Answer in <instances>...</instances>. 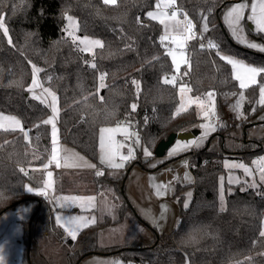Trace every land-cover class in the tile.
Instances as JSON below:
<instances>
[{
    "label": "trees",
    "instance_id": "trees-1",
    "mask_svg": "<svg viewBox=\"0 0 264 264\" xmlns=\"http://www.w3.org/2000/svg\"><path fill=\"white\" fill-rule=\"evenodd\" d=\"M242 1L175 0L179 14L186 12L192 19L196 33L188 40L187 63L171 84L164 83L174 73L168 43L160 39L164 27L148 16L157 0H117L115 4L104 0H0V19L8 30L5 36L0 28V113L18 117L23 125L22 130H0V217L24 204H35L32 216L20 221L24 244L20 264H81L96 255L117 256L131 264H264V236L260 234L264 187L226 181L221 186L220 182L226 173L224 158L249 162L256 155L264 157V139L232 141L237 124H222L205 145L161 158L150 167L162 140L173 133L195 131L200 121L195 108L176 113L179 84L188 85L194 95L215 91L219 99L244 92L248 117L264 108L256 105L264 73L255 84L241 89L232 66L221 59V54H227L264 68V52L236 41L223 21L224 11ZM68 15L78 19L81 36L99 39L103 47L92 53L80 50L66 33ZM204 25L210 43L218 47H201L204 36L199 31ZM249 35L264 47V33L250 29ZM34 68L39 69L43 84L58 96L61 142L98 166L101 129L121 121L139 136L141 150L134 165L161 171L189 156L195 183L177 186L179 220L170 233H160L149 225L154 237L147 244L100 245L101 230L119 223L127 210L134 211L126 191L132 166L116 179L104 174L97 180L100 189H106L105 184L114 188L121 218L101 221L100 217L76 239L68 237L56 222L50 204L27 190L28 185L43 186L45 173L30 167L49 162L52 152L51 127L44 123L51 110L29 90ZM248 124L244 121L241 126L247 129ZM144 150L150 155H144ZM186 189H191L188 204ZM50 246L60 248L53 259L48 256Z\"/></svg>",
    "mask_w": 264,
    "mask_h": 264
},
{
    "label": "rangeland",
    "instance_id": "rangeland-1",
    "mask_svg": "<svg viewBox=\"0 0 264 264\" xmlns=\"http://www.w3.org/2000/svg\"><path fill=\"white\" fill-rule=\"evenodd\" d=\"M241 3L245 4L246 7L243 12L244 18L240 21V24L237 27L238 37L239 39H242L246 42L256 43L260 45L255 40H253L252 37H250L249 35L250 29L253 30L254 32H257V31L255 30V23L252 20L248 19V17L252 15V5L254 3L257 4L258 6L257 15H259L260 0H250V1L245 0V1L236 3L228 7L224 11L223 21L225 22V16L231 10V8ZM161 13H164V12L160 11L159 8L157 7L156 12L154 13L155 16H159L161 19H170V16L166 15L165 13H164L165 15H159ZM226 25H227L229 32L231 33V36L236 41H238L237 36L233 35V28L229 27L228 24ZM240 29H242V31H240ZM78 30H79L78 19L75 16L68 15L66 17L67 35L73 41H74V37L78 38L75 40L76 45L79 47L80 50H83L84 52H88L84 50V45L80 43V40H82L86 36L85 37L81 36ZM178 32L180 33L183 32L184 35H187L183 27L178 28ZM199 35L207 37L206 36L207 27H205V25L201 29V31H199ZM176 37L179 38V35ZM87 38L90 40H99L96 38H90V37H87ZM187 44H188V40L186 41L185 46L181 49L172 43H170V46H169V43H168V46H169L168 52L169 51L174 52L177 55V59L180 64L179 71L176 70V66L173 64L174 73L171 76L165 78L171 84L176 83L181 67L187 63V60H188V54L186 51ZM242 45L247 47L246 43H243ZM96 48L97 47H93L91 52H88V53H92ZM181 52H183V57H181ZM233 59L239 60L246 65L257 67L240 58L234 57ZM173 78H175L174 82H173ZM257 78L258 76L256 77V80ZM251 84H254V83H250L249 85ZM182 87L185 88V91L183 92H181ZM262 88H264V86ZM178 93H179V103H178V106L176 107V113L186 111L190 108H195L197 116L200 121L196 125V129H195L197 136L189 141L177 140L173 144V146L169 149L168 154L182 150L184 147L186 148L189 145H195L196 147H201L205 145L209 136L217 130L214 123L211 121L212 118H222L224 120L223 126L228 123L237 124V130L234 133V135H236V138L234 137L232 141L238 142L243 137L244 138L248 137L249 139H264V108L257 114L253 113L252 116L248 117L244 112V106L247 102V96L244 92H239L237 95L225 94L222 96L221 99H219V96L215 91H209L203 95H194L191 91V88L188 85L179 84ZM209 93H211V97H209ZM196 97H199L200 100L197 101ZM237 104H239V107H237ZM256 105L258 107L264 106V101L261 100L260 94H259V98L257 100ZM205 111L209 112L208 118H205L204 116ZM244 121H249L247 129L241 126L242 122ZM128 125L126 126L115 125V126H109L105 128L106 129H117L119 127L121 129L126 130L127 133H131L130 136L126 135L125 132L122 133V137H119V139L114 136V134L116 133L112 134L108 132H102L100 136V155L101 156L104 154L101 148V137L102 136L104 137L105 146H107L108 137L109 135H112V138L116 139V141L122 145V147L119 149L121 155L127 156L129 154V151L131 150V157L127 161H123V167L113 168V167L107 166V164H104L107 169V176H109L110 178L116 179L120 177L122 172L125 173L127 166L129 167L132 166L131 168L132 172L130 170L128 175L129 174L132 175L134 171L138 169L137 167H139L138 165H134L133 161L134 159H136L137 152L141 150L140 149L141 143L139 141V136L137 132H135L134 130H130L129 126L131 125L129 126ZM227 141H228L227 142L228 147L232 148L233 142L231 141V139L228 138ZM189 151H192V149ZM143 154L145 155V150ZM167 158L168 156L164 157V159H167ZM262 158H264L262 155H256L249 162L243 159H240V158L239 159L233 158V157L224 158L223 166L226 169V173L221 175V181H220L221 186H223L224 182L226 181L227 183L232 184V185L244 183L246 186H248V188H254V189H260L261 187H264V181H262L261 179V176L264 175V170H260V167H262L260 163ZM158 160L160 159L157 157L152 159L150 165H153V162H155L156 163L155 165H157L158 163L156 161ZM188 160H189V156H183L180 159H178V161H180L181 164L187 167V170L189 171V168H188L189 161ZM115 162L121 163V161L119 160V157L116 158ZM235 164H243L250 170L249 173H245L243 168L234 167L233 165ZM168 167L169 166H167V168ZM173 168H176V166H174ZM166 171L168 170L162 171L164 182L165 183L168 182V184H170L172 183V179L176 177L177 170H172L168 178H165L164 176ZM182 183L183 182H181V185L185 186ZM178 185L179 184L174 185V196L173 197L175 201L173 202V197L170 199H172V202L175 205V208L178 211H180L177 198L175 197V193H176V189ZM105 186H107L106 189H102L101 191L100 190L98 191V192H101V195L99 196V198L97 196L98 202L97 204L94 205V207H97L98 211L100 212L102 216L101 221L106 220V218H110L112 221H115L121 218L120 205L115 199H113L114 198V188L109 184H105ZM190 191L191 189H186L184 192L186 204L189 203L190 198H191ZM107 196H109V198ZM170 199H167L165 201L166 202V212L175 211L173 204L170 202ZM222 204L225 205L224 195H223ZM82 208L86 210L89 208V205H83ZM28 209H30L29 206L24 205V206L17 208L16 210L8 211L0 217V247H3L5 249L6 264H20V261L22 258V252L24 248V244L22 242L23 228L20 225V220H22L21 218L26 219L32 216L33 213L31 212L33 211H30ZM105 229L107 232H105L103 235H101V237H99V243L100 245L104 247H118V246L124 247V246L136 245V244H139V245L147 244L150 242V237L152 238L154 237V234L151 228L149 226L148 227L145 226L144 224L140 225V223L137 222V220L135 219V216L131 214L129 210L125 212V214L123 215L119 223L108 225L107 227L102 229L101 232L104 231ZM263 232H264V223H263ZM59 249H60L59 246H56V247L50 246V251L48 253V256L53 259L55 255L59 254ZM93 261L94 260H92V258H89L88 260L84 261L82 264H131L130 261H123L120 257H117V256H113V258H111L108 262L107 261L93 262Z\"/></svg>",
    "mask_w": 264,
    "mask_h": 264
},
{
    "label": "crops",
    "instance_id": "crops-1",
    "mask_svg": "<svg viewBox=\"0 0 264 264\" xmlns=\"http://www.w3.org/2000/svg\"><path fill=\"white\" fill-rule=\"evenodd\" d=\"M171 6L166 7L164 0H157L156 7L153 9V11H151L155 13L156 8L158 7L160 11H163L166 15L170 16V19H161L159 16H155L154 14V18H153L159 22L161 20L164 21L162 25L164 27V33H165L164 36H166L165 42L166 44L169 43V46H170L169 41L173 37L178 36L174 34L180 33L178 32V28L175 27L176 21H180V19L178 18V16H176V20H173L171 18V15H169L166 12ZM165 25L169 26L167 30L165 29ZM221 55L225 57H230L232 59L234 58L233 56H230L227 54H221ZM233 74H234V71H233ZM35 79L38 82V86L33 87V80H32V83L29 87V89H31L30 91L31 96L33 98L39 100L40 102L43 101L42 103L46 104L52 111V95L51 94H54L56 97L55 107L57 111H56L53 122L55 124V130H56V137H55L56 145L55 146L58 149L60 167H57L55 162H50L51 161V158H50V161L44 164L43 166L30 167V169L43 171L45 173L44 183L49 180L48 173L49 172L52 173V176L50 178L51 184L47 190V195L46 196L40 195V196L48 204H50L53 210L56 222H57V217L61 218L60 222L59 223L57 222V223L64 230L66 235H68V237L72 238L69 232L66 231V228L74 227V225L67 223L69 220L73 218H77V217H82L85 220H87V224L83 225L82 227L79 228L78 231H76V236H75V239H76L77 236L80 234V232L84 228L95 224L96 222H98L100 217H102L97 207H94V205L97 204L98 198L101 195V192H98V191L102 190L98 188L97 180L100 179L99 177L103 176L104 174H107V169L105 165L101 163L100 148H99V163L101 164V166H98L96 163L92 162L85 155H83L82 153L74 149L73 147L61 142L59 127H58V119H59V114H60L58 96L55 92L52 91V89H50L49 87H46L42 83L39 72L35 74ZM45 89H47L48 91H45ZM52 118H53V112L47 118V120H50ZM15 121H19V123L17 124L15 123ZM118 125L126 126L128 124L120 123ZM50 127H51V141H52L53 140L52 124H50ZM129 127H130V130H133L131 126ZM2 129L22 130L23 125H22L21 120L18 117L14 115L0 113V130ZM104 129L106 128L104 127L101 129L100 136L102 134V130ZM122 133L123 132H116L114 136L119 139V137H122ZM114 140L116 141V139ZM52 147H53V144H52ZM193 147L197 148L195 145H189L186 148L184 147L182 150L168 154V157H173L185 151H189ZM51 155H52V152H51ZM156 162L159 163V161H156ZM155 164L156 163L153 162V165H150V167H155L156 166ZM89 165H95V167H89ZM174 166H176V168H173ZM137 168L138 169L135 170L132 175L131 174L128 175V181L126 184L127 185L126 186L127 195L132 203V207L134 208V211L130 210V213L135 216V219L137 220V222L140 223V225L144 224L147 227L150 225L154 227L155 229H157L160 233H170L176 227L178 220H179V213H180V211H178L175 208V205L173 204V202L175 201L173 197L174 196V185L181 184V182H183L182 184L184 185H193L195 183V177L193 173L191 172L190 167H188L189 168V171H188L187 167L181 164L180 161H177L169 165L168 168L167 167L164 168L163 170H168L166 171L164 175L165 178H168L172 170H177V175L176 177L172 179V183L170 184H168V182L167 183L164 182V177L162 175L163 170L150 172V171H146L143 167H140V166ZM98 172H101L103 174L98 175L97 174ZM44 183H43V186L38 189H42L44 187ZM29 187L33 189V191H31L32 193L37 194L38 189L33 188L30 185L27 186V189ZM66 197H85V198L93 197L94 199H92L91 201L86 200V199L68 201L65 199ZM107 197L109 198V196ZM172 197H173V202H172V199H170ZM167 199H170V202L173 204L175 211L166 212V202L165 201ZM24 205L29 206L30 209L28 210L34 212L35 210L34 203H28ZM83 205H89V208L84 210L82 208ZM20 225H21V222H20ZM105 232H107L106 229L100 233L99 237H101V235H103ZM89 258H92V260H94L93 262H102V261L108 262L111 258H113V256L96 255V256H91V257L86 258L85 260H83V262L88 260Z\"/></svg>",
    "mask_w": 264,
    "mask_h": 264
},
{
    "label": "snow or ice",
    "instance_id": "snow-or-ice-1",
    "mask_svg": "<svg viewBox=\"0 0 264 264\" xmlns=\"http://www.w3.org/2000/svg\"><path fill=\"white\" fill-rule=\"evenodd\" d=\"M116 0H104L105 4H115ZM165 2V6H171L175 3V0H164ZM246 5L241 3V4H237L235 6H233L231 8V10L227 13V15L225 16V23L228 24L229 27L233 28V35L237 36L238 41L240 43H246V46L252 49H257L261 52H264V47H261L260 45L256 44V43H251V42H246L242 39H239L238 37V33H237V27L240 24V21L244 18L243 17V12L245 9ZM257 4H253L252 5V15L248 17L249 20H252L255 23V30L258 33H264V0H260V4H259V8H260V12L259 15H257ZM159 15H165L164 13H161ZM148 16L150 18H154V13L153 12H149ZM176 16L177 13L173 12L171 15V18L173 20H176ZM71 19V18H69ZM185 19L187 20V17H185ZM162 24L164 23L163 20L160 21ZM168 25H165V29H168ZM175 27L180 28L182 27L181 22L180 21H176V25ZM205 27H207L205 25ZM0 28L3 29V34L5 36H8V30L6 27H4L2 20H0ZM184 30L186 31L187 35H184L183 32H181L179 34V38L177 37H173L169 42L176 45L179 48H183L185 46V43L187 40L193 39L195 38V34L193 33V28L194 25L192 24V22L190 20L187 21L186 25H183ZM240 31H242V29H240ZM78 39L76 37H74V41ZM161 41L163 42L166 39V36H161L160 37ZM9 43H11V40L9 39ZM80 43L84 45V50L91 52L93 47H103L101 41L99 40H90L87 37L83 38L82 40H80ZM201 47L203 48V45H201ZM209 47L210 48H216L218 47L216 44L213 43H209ZM219 54V53H218ZM168 55L171 56L172 58V62L173 64L176 66V70L179 71V67L180 64L178 62L177 59V55L174 52L169 51ZM181 57H183V52H181ZM221 59L227 60V63L230 64L232 66V69L234 71L235 74V79H237L239 81V86L241 89L247 87L250 83H255L256 82V77L260 74V73H264V68H257V67H253V66H249L244 64L243 62L239 61V60H235L232 59L230 57H225V56H221ZM92 67H95V65L93 64ZM39 71V69L34 68V72H33V87L38 86V82L35 79V74ZM104 76L101 75L100 80L103 81ZM173 78V82H174ZM135 83V81L133 82ZM164 83H169V81L167 79L164 80ZM31 91V89H29ZM45 91H48L47 89H45ZM185 91V88H181V92ZM190 91V89H189ZM51 94V93H50ZM52 95V112H53V118L50 120H46L44 121L45 124H52V128H53V132H52V136H53V140H52V155H51V161L50 162H55L57 167H60V163H59V157H58V149L56 148V130H55V124H54V118H55V114H56V97L54 94ZM209 97H211V93H209ZM260 97L261 100L264 101V88L260 89ZM196 100L199 101L200 98L196 97ZM43 102V101H41ZM133 110L135 109V105L132 106ZM237 107H239V104H237ZM204 116L205 118H208L209 116V112L205 111L204 112ZM15 123H19V121H15ZM214 130V129H212ZM102 132H108V133H116V132H125L126 135H131V133H127L126 130L121 129V128H117V129H104L102 130ZM138 142V141H137ZM122 147V145L115 141L112 138V135H109L108 137V144L107 146H105L104 143V137H101V148L103 151V155L101 156V163L103 164H107V166L109 167H113V168H121L123 167V161H127L130 157H131V150L129 151V154L127 156L125 155H121L119 149ZM145 155H150V153L145 150ZM119 157V160L121 161V163H116V158ZM262 168H264V158L261 159L260 161ZM234 167H238V168H243L245 173H249V169L244 166L243 164H235L233 165ZM89 167H95V165H89ZM23 171V169H22ZM98 175H102L103 173L98 172ZM51 176L52 173L49 172L48 173V177L49 180L46 181L44 183V187L42 189H38L37 190V194L38 195H42V196H46L47 195V190L51 184ZM262 181H264V175L261 176ZM231 182V181H230ZM29 192L33 191L32 188H28L27 189ZM68 201H75V200H89L91 201L92 199H94L93 197H66L65 198ZM221 201H223V193H221ZM185 207H187V205H185ZM60 217H57V222H60ZM67 223L74 225V227L72 228H66V231L69 232V234L72 236L73 239H75L76 236V231L79 230L80 227H82L83 225L87 224V220H85L82 217H77V218H73L71 220H69ZM261 236H264V232L260 233ZM0 264H6V255H5V249L3 247H0Z\"/></svg>",
    "mask_w": 264,
    "mask_h": 264
},
{
    "label": "water",
    "instance_id": "water-1",
    "mask_svg": "<svg viewBox=\"0 0 264 264\" xmlns=\"http://www.w3.org/2000/svg\"><path fill=\"white\" fill-rule=\"evenodd\" d=\"M197 136L196 131L173 133L166 140H162L155 149V156L159 159L164 158L177 140L189 141Z\"/></svg>",
    "mask_w": 264,
    "mask_h": 264
},
{
    "label": "built area",
    "instance_id": "built-area-1",
    "mask_svg": "<svg viewBox=\"0 0 264 264\" xmlns=\"http://www.w3.org/2000/svg\"><path fill=\"white\" fill-rule=\"evenodd\" d=\"M169 15H172L173 12L177 13L178 18L180 19L181 25L183 27V25L187 24V21L190 20L193 24L192 19L188 16V14L186 12H181V14H179V9L175 6V4H173L167 11H166ZM185 17H187V20L185 19ZM185 31V30H184ZM186 32V31H185ZM193 33H196V29L193 28ZM202 45L205 47H209V39L207 37H203L202 38ZM211 121L214 123L216 129H220L222 124H223V119L222 118H212ZM121 123H123V121H121ZM194 150V147L192 148V151ZM260 170H263L262 167H260Z\"/></svg>",
    "mask_w": 264,
    "mask_h": 264
}]
</instances>
